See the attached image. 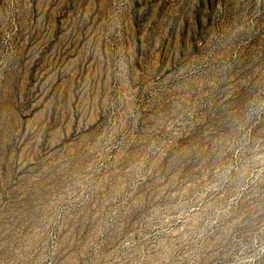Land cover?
Listing matches in <instances>:
<instances>
[{
  "label": "rangeland",
  "instance_id": "obj_1",
  "mask_svg": "<svg viewBox=\"0 0 264 264\" xmlns=\"http://www.w3.org/2000/svg\"><path fill=\"white\" fill-rule=\"evenodd\" d=\"M0 264H264V0H0Z\"/></svg>",
  "mask_w": 264,
  "mask_h": 264
}]
</instances>
